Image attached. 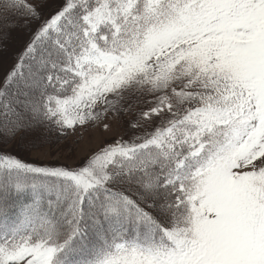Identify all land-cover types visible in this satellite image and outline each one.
Masks as SVG:
<instances>
[{
    "label": "snow or ice",
    "instance_id": "obj_1",
    "mask_svg": "<svg viewBox=\"0 0 264 264\" xmlns=\"http://www.w3.org/2000/svg\"><path fill=\"white\" fill-rule=\"evenodd\" d=\"M0 264H264V0H0Z\"/></svg>",
    "mask_w": 264,
    "mask_h": 264
},
{
    "label": "rangeland",
    "instance_id": "obj_2",
    "mask_svg": "<svg viewBox=\"0 0 264 264\" xmlns=\"http://www.w3.org/2000/svg\"><path fill=\"white\" fill-rule=\"evenodd\" d=\"M97 137L99 138V133L97 132Z\"/></svg>",
    "mask_w": 264,
    "mask_h": 264
}]
</instances>
